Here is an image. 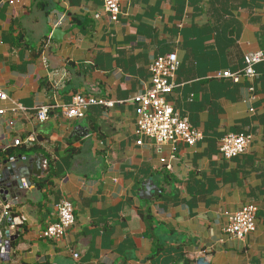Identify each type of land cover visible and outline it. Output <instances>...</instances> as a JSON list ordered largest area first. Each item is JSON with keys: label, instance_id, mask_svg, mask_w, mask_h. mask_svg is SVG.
I'll list each match as a JSON object with an SVG mask.
<instances>
[{"label": "crops", "instance_id": "crops-1", "mask_svg": "<svg viewBox=\"0 0 264 264\" xmlns=\"http://www.w3.org/2000/svg\"><path fill=\"white\" fill-rule=\"evenodd\" d=\"M257 51L264 0H122L117 21L103 0H0V87L10 98L0 106L24 108L0 116V160L26 157L38 175L7 202L14 225L0 227L16 237L0 263L264 264V61L254 78L216 76L241 71ZM169 52L180 64L166 99L201 131L193 145L136 131L134 98ZM76 94L113 104L70 119L60 106ZM42 105L58 106L39 122ZM230 132L252 139L225 158L218 147ZM63 198L75 222L46 238ZM247 204L257 208L255 227L238 240L224 229Z\"/></svg>", "mask_w": 264, "mask_h": 264}, {"label": "built area", "instance_id": "built-area-1", "mask_svg": "<svg viewBox=\"0 0 264 264\" xmlns=\"http://www.w3.org/2000/svg\"><path fill=\"white\" fill-rule=\"evenodd\" d=\"M104 8L109 13L110 19L117 21L121 13L122 0H103ZM62 18L55 22L58 26ZM264 61V51L250 53L244 57V67L241 71L230 72L224 70L217 73L218 78L230 79L238 82L242 77L254 78L257 76L255 65ZM179 59L175 52H169L162 56H157L149 66L150 86L139 93L134 98L136 114V131L139 136L154 140L157 144L165 142H183L193 145L202 138L200 130L193 128L186 118L180 117L173 109L166 96L174 88V75L179 67ZM10 98L0 87V102L9 101ZM111 106L113 103L103 99L87 97L76 94L68 104L60 106L63 115L67 118L82 119L87 108L91 105ZM58 105H42L36 108L35 116L39 122H44L49 118L50 111ZM23 106L10 102L8 108L0 106V116L9 112L17 114L23 111ZM251 112L253 109L250 110ZM252 136L245 133H226L219 142L218 150L225 158H233L245 153ZM32 136L25 139L17 138L13 141L14 146L31 143ZM139 139L136 143L141 144ZM166 163L163 158L160 160ZM170 168V165H166ZM3 204V205H2ZM0 221L4 216L10 215V205L0 202ZM73 204L63 198L56 206V221L47 225L43 231V236L49 239L63 237L68 229L74 224ZM256 206L247 204L239 210L228 214V224L225 232L238 240H243L255 227ZM14 221V220H13Z\"/></svg>", "mask_w": 264, "mask_h": 264}, {"label": "water", "instance_id": "water-1", "mask_svg": "<svg viewBox=\"0 0 264 264\" xmlns=\"http://www.w3.org/2000/svg\"><path fill=\"white\" fill-rule=\"evenodd\" d=\"M60 30L56 29L52 33V37L59 39ZM23 160V163L20 162ZM31 160L26 157H17V159H1L0 160V202H9L22 195V190L31 185L30 178L34 174L38 176L33 170ZM148 190V188H146ZM148 192V191H147ZM1 214V206H0ZM7 226L14 225L11 216H4ZM16 236H12L7 229L0 227V258L7 260L9 258V250L11 242ZM196 264H210L204 258H198Z\"/></svg>", "mask_w": 264, "mask_h": 264}, {"label": "trees", "instance_id": "trees-1", "mask_svg": "<svg viewBox=\"0 0 264 264\" xmlns=\"http://www.w3.org/2000/svg\"><path fill=\"white\" fill-rule=\"evenodd\" d=\"M41 184H38V187L40 186ZM4 225V223L2 224V226ZM1 226V228L3 229L4 228V226L2 227ZM12 246H14V242L12 243Z\"/></svg>", "mask_w": 264, "mask_h": 264}, {"label": "rangeland", "instance_id": "rangeland-1", "mask_svg": "<svg viewBox=\"0 0 264 264\" xmlns=\"http://www.w3.org/2000/svg\"><path fill=\"white\" fill-rule=\"evenodd\" d=\"M0 264H7V262H1Z\"/></svg>", "mask_w": 264, "mask_h": 264}]
</instances>
